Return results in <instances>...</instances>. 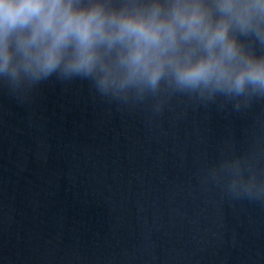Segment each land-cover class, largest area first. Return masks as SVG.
I'll list each match as a JSON object with an SVG mask.
<instances>
[{"label":"water","instance_id":"obj_1","mask_svg":"<svg viewBox=\"0 0 264 264\" xmlns=\"http://www.w3.org/2000/svg\"><path fill=\"white\" fill-rule=\"evenodd\" d=\"M0 264H264V93L0 73Z\"/></svg>","mask_w":264,"mask_h":264},{"label":"clouds","instance_id":"obj_2","mask_svg":"<svg viewBox=\"0 0 264 264\" xmlns=\"http://www.w3.org/2000/svg\"><path fill=\"white\" fill-rule=\"evenodd\" d=\"M264 0H0V73L62 68L103 91L264 93Z\"/></svg>","mask_w":264,"mask_h":264}]
</instances>
